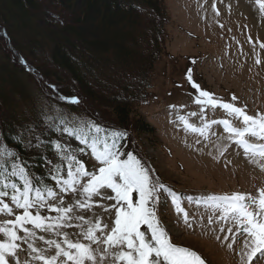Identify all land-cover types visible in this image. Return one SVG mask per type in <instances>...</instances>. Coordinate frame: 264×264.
<instances>
[{"label": "snow or ice", "instance_id": "obj_1", "mask_svg": "<svg viewBox=\"0 0 264 264\" xmlns=\"http://www.w3.org/2000/svg\"><path fill=\"white\" fill-rule=\"evenodd\" d=\"M257 3L264 12V0ZM260 48L264 49V43ZM191 73L189 69L186 78L198 92L193 102L200 110L188 116H198L201 126L178 115L184 130L207 138L211 124L223 125L227 139L240 145L250 162L258 163L264 171V142L251 143L246 138L264 141V113L249 115L244 108L215 98L200 88ZM70 103L78 104L79 99L71 97ZM205 106L224 109L232 120H205ZM45 124L56 127L47 121ZM59 124L62 128L57 131L74 137L83 147L44 139L34 127L26 130L30 134L27 141L23 133L17 137L23 147L41 152L54 186L33 175L18 151L0 145V216H14L0 219V264H206L195 250L171 241L158 215L161 194H166L176 213L183 215L185 225L191 227L189 214L181 206L184 197L153 179L150 169L133 153L121 150L126 132L104 129L94 121L78 123L61 118ZM49 150L56 160L47 157ZM87 150L97 162L92 170L77 155ZM186 199L192 202L194 198ZM196 202L212 209L209 224L235 225L227 227L231 235L223 240H230L227 247L233 249L236 234L242 235L240 264H264V187L256 194H210L196 198Z\"/></svg>", "mask_w": 264, "mask_h": 264}, {"label": "rangeland", "instance_id": "obj_2", "mask_svg": "<svg viewBox=\"0 0 264 264\" xmlns=\"http://www.w3.org/2000/svg\"><path fill=\"white\" fill-rule=\"evenodd\" d=\"M164 1L170 19L164 53L155 67L153 88L138 109L144 121L155 129L157 141L127 133L121 150L133 153L150 169L153 179L158 178L184 197L181 206L189 214L191 227L185 225L183 215L176 213L166 194H161L158 205L159 218L173 243L195 250L206 264H240L242 235L236 234V244L229 249L227 244L231 241H224L223 237L231 235L227 227L235 228V225L209 224L212 209L197 203L196 198L233 192L256 194L264 187V171L258 163L250 162L251 157L240 145L227 139L229 134L223 125L211 124L205 138L186 132L177 117L184 115L189 123L201 126L198 116H188L200 110L193 102L198 92L186 78L189 69L200 88L215 98L244 108L249 115L264 113V49L260 48V43H264V12L257 0ZM85 26L91 34L101 27L92 22ZM233 95L237 100L231 99ZM66 112L60 118L78 123H97L100 117L97 112ZM223 119L232 120V117L222 108L205 106V120ZM233 123L241 126L237 121ZM246 138L251 143L264 142ZM80 158L89 170L97 163L90 150ZM187 197L194 199L189 202ZM5 202L12 206L9 198ZM5 218L14 219V216H0ZM221 226L225 227L224 232L220 231Z\"/></svg>", "mask_w": 264, "mask_h": 264}, {"label": "trees", "instance_id": "obj_3", "mask_svg": "<svg viewBox=\"0 0 264 264\" xmlns=\"http://www.w3.org/2000/svg\"><path fill=\"white\" fill-rule=\"evenodd\" d=\"M87 22L101 27L91 34ZM169 23L164 0H0V145L53 186L41 152L17 137L27 141L34 127L44 139L83 147L57 131L66 111L97 112L102 128L156 143L138 109L153 88Z\"/></svg>", "mask_w": 264, "mask_h": 264}, {"label": "bare ground", "instance_id": "obj_4", "mask_svg": "<svg viewBox=\"0 0 264 264\" xmlns=\"http://www.w3.org/2000/svg\"><path fill=\"white\" fill-rule=\"evenodd\" d=\"M72 22V21H71ZM78 26V25H77Z\"/></svg>", "mask_w": 264, "mask_h": 264}]
</instances>
